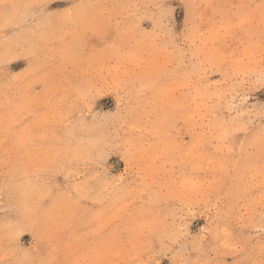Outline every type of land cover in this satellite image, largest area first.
<instances>
[{"label":"rangeland","instance_id":"obj_1","mask_svg":"<svg viewBox=\"0 0 264 264\" xmlns=\"http://www.w3.org/2000/svg\"><path fill=\"white\" fill-rule=\"evenodd\" d=\"M0 264H264V0H0Z\"/></svg>","mask_w":264,"mask_h":264}]
</instances>
